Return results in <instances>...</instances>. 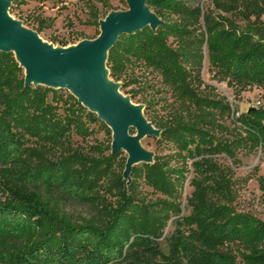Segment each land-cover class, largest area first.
Here are the masks:
<instances>
[{
  "label": "trees",
  "instance_id": "16d2710c",
  "mask_svg": "<svg viewBox=\"0 0 264 264\" xmlns=\"http://www.w3.org/2000/svg\"><path fill=\"white\" fill-rule=\"evenodd\" d=\"M30 1L45 0H12L11 12L17 3ZM85 1L90 23L100 26L99 21L112 10L110 2ZM210 2L213 8H206L198 0L149 1L161 25L156 31L147 27L135 34H123L107 61L110 77L115 82L122 81L124 87L136 83L128 79L129 69L142 66L160 73L163 82L180 96L183 102L171 115L157 125L151 122L161 130V138L195 160L192 185L199 192L210 181L220 182L209 161L220 148L230 157L233 145L248 152L259 148L264 152V104L246 112L239 113L238 108L233 111V128L229 132L233 140L228 142L216 136L215 129L223 125L211 112L210 98L199 92L205 86L202 74L206 57L213 78L226 82L238 94L253 87L264 90V0ZM47 21L36 20L34 30L41 34L50 27ZM57 43L63 47L69 44ZM0 68L4 74L0 93L8 94L0 97L4 107L0 112V164L6 176L23 185L14 190V197L7 203L0 201V264H117L123 248L130 245L128 238L135 239L134 246L151 244V230L139 223L132 227L122 209L105 226L90 221L71 223L49 212L45 196L51 191L79 200L86 190L71 182L63 166L53 172L28 163L22 133L40 132L45 140L57 142L64 137L61 128L84 137L89 133L88 122H103L72 94L64 98L51 88L26 87L18 79L24 70L14 54L0 53ZM60 108L64 109L62 114ZM145 166L154 185L167 187L166 174L171 170L163 171L155 162ZM174 172L181 179L183 173ZM220 187L224 188V184ZM192 210L211 242H239L248 250L243 254L248 264H264L263 222L207 201L194 203Z\"/></svg>",
  "mask_w": 264,
  "mask_h": 264
},
{
  "label": "rangeland",
  "instance_id": "374dc122",
  "mask_svg": "<svg viewBox=\"0 0 264 264\" xmlns=\"http://www.w3.org/2000/svg\"><path fill=\"white\" fill-rule=\"evenodd\" d=\"M108 1L111 11L128 10L126 0ZM198 1L206 8H213L210 0ZM97 6L102 8L100 3ZM11 15L31 30L35 29L36 20H48L46 23L50 27L40 35L57 47L60 46L57 42L61 41H67L68 46H72L84 40H94L100 33V26L90 23L85 0L17 3ZM25 74L24 70L18 79L25 81ZM202 75L205 86L199 92L210 98L211 112L223 125L215 129V134L219 139L231 142L233 137L229 132L233 128V111L238 108L239 113L246 112L259 103L264 104V90L253 87L238 94L226 82L213 78L207 57ZM127 76L136 83L124 87L119 81L121 93L135 104L142 105L145 117L150 122L155 121L156 125L183 102L175 89L163 82L158 72L135 66L129 69ZM3 79V69L0 68V83ZM70 94L67 90H57V95L64 98ZM0 95L5 98L8 94ZM52 98L51 93L49 101ZM31 100L29 96L27 101ZM3 108L0 99V112ZM63 111L59 109V113ZM88 127L89 133L84 137L61 128L64 137L57 142L45 140L40 132L22 133L24 159L28 163L50 168L53 172L63 166L71 182L86 190L79 200L51 191L45 198L46 207L52 215L71 223L90 221L105 226L122 209L124 219L132 227L138 223L145 224L152 232L149 234L151 244L134 246L135 239L128 238L130 245L123 248L122 258L117 264H248L243 257L248 253L245 245L239 242H211L203 234L198 216L192 209L194 203L207 201L228 206L264 223V152L261 148L248 152L233 145L232 157L220 148L219 153L209 158L216 180L220 182L211 184L210 181L199 192L192 185L196 176L195 160L165 138H141L140 144L152 154L153 163H158L163 171L171 170L166 174L167 187L164 188L152 183L144 163L136 165L129 177H125L129 154L125 150L112 153V130L104 122L102 125L93 120L88 122ZM133 130V135H137ZM4 169L0 164V201L7 203L14 197V190L23 185L14 177L6 176ZM174 170L183 173L181 179L176 178ZM221 183L224 188L220 187Z\"/></svg>",
  "mask_w": 264,
  "mask_h": 264
},
{
  "label": "water",
  "instance_id": "95a60500",
  "mask_svg": "<svg viewBox=\"0 0 264 264\" xmlns=\"http://www.w3.org/2000/svg\"><path fill=\"white\" fill-rule=\"evenodd\" d=\"M149 1L126 0L128 10L111 11L99 21L100 35L96 39L57 47L13 18L12 0H0V53L15 55L26 72V87L67 90L96 114L112 130V153L125 150L129 154L125 177H129L136 165L153 163L152 154L139 140L160 137L161 130L145 117L142 105L121 93V85L110 77L107 61L123 34H135L147 27L156 31L161 25ZM133 129L137 135L131 134Z\"/></svg>",
  "mask_w": 264,
  "mask_h": 264
},
{
  "label": "built area",
  "instance_id": "2783aa9c",
  "mask_svg": "<svg viewBox=\"0 0 264 264\" xmlns=\"http://www.w3.org/2000/svg\"><path fill=\"white\" fill-rule=\"evenodd\" d=\"M259 105H261V104L259 103L258 105H256V106H253V107H257V106H259Z\"/></svg>",
  "mask_w": 264,
  "mask_h": 264
}]
</instances>
